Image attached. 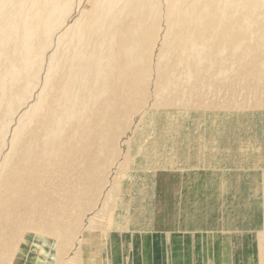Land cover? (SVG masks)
Masks as SVG:
<instances>
[{"label":"bare ground","instance_id":"bare-ground-1","mask_svg":"<svg viewBox=\"0 0 264 264\" xmlns=\"http://www.w3.org/2000/svg\"><path fill=\"white\" fill-rule=\"evenodd\" d=\"M176 1L142 0L140 6L138 0H0V264H177L169 253L191 225L172 215L173 196L166 202V195L178 193L187 213L199 211L205 185L185 175L202 166L192 155L196 148H209V142L186 132L183 124L191 116L184 110L154 106L150 93L160 84L159 58L149 55L145 34H134L136 52L125 47L130 18L147 7L151 19L158 10L167 14L158 35L171 52L174 40L165 38L173 34ZM240 1L211 5L227 20V7ZM133 2L134 13L124 15ZM262 4L252 0L248 7ZM117 36L123 47L115 51ZM178 42L184 43L189 87L195 93L218 88L227 74L223 58L209 60L212 68L220 66L211 77L199 70L208 58L195 57L194 40L187 35ZM131 67L137 70L133 76ZM195 113L196 127L208 125L207 135L217 132L203 113ZM78 142L91 147L84 152L89 163L83 170L78 157L66 163ZM230 147L243 151L246 142L240 138ZM161 151L168 156L162 159ZM251 158L241 152L235 162L244 167ZM156 163L169 172L156 176L169 194L146 204L150 192L138 193L136 186H157L146 174ZM177 169L184 174L177 176ZM165 211L167 221L161 222ZM226 214H220V224L232 225ZM174 227L182 229L177 237ZM154 229L169 231L164 235L170 240L167 249L151 254L148 235ZM231 234L237 235L233 229L218 230L214 240L206 239L205 245L221 247L210 254L215 264L232 263L233 245L226 242ZM201 257L212 264L204 255L196 259Z\"/></svg>","mask_w":264,"mask_h":264},{"label":"rangeland","instance_id":"rangeland-1","mask_svg":"<svg viewBox=\"0 0 264 264\" xmlns=\"http://www.w3.org/2000/svg\"><path fill=\"white\" fill-rule=\"evenodd\" d=\"M138 1L141 6L142 0ZM212 1L218 0L176 1V6L172 10L173 34L165 38L174 40L171 52H168V43L158 35L159 29L162 35V26L166 24L165 19L161 17L167 14L158 10L157 13H153L156 14L155 18L151 19L153 15L150 16L147 7L134 13L135 2L125 10L124 15L130 11L134 13L127 25L130 29L125 46L127 50L131 51L133 43L137 40L134 34L144 33L149 55L152 58H159L160 84L156 93H150L155 95L154 106L162 105L164 109L184 110L191 116L186 118L183 124L186 132L194 138L209 142V148H196L192 155L193 158L202 160V166L199 168L193 166L185 175L191 182L205 185L204 194L199 198L203 200V204L196 214L187 213L185 200H181L180 194L171 195L169 187L163 188L164 182H159L156 176L167 177L169 172L168 174L164 172L165 167L159 163L146 169L148 179H155L157 186L145 187V184L141 183L136 189L142 194L150 192L151 197L149 195L146 199V204L153 202L161 193L167 192L169 195H166V202L173 196L169 204L172 207V215L181 217V220H189L191 227L186 233L187 237L179 238L180 241L176 242L169 253L177 264H206L202 257L196 259L199 255H204L215 264L216 257L212 258L210 254L221 247H215L211 242L205 245L208 242L206 239L214 240L218 230L225 229H233L237 234L229 235L230 239L226 240L227 244L233 245L231 264H264V4L249 8L248 4L252 0H241L236 7H227V20H224L221 15L214 12ZM187 35L188 40H194L196 45L195 57L198 60L208 58L199 70L210 71L213 77L219 74L220 68V66L212 68L213 62L217 57L223 58L227 74L219 79L221 85L218 88H205L201 93H195V90L189 87L191 76L185 64L184 43L178 42L181 37ZM115 41L116 45H112V48L117 51L123 47V42L119 36ZM137 49L133 47L132 51L136 52ZM171 63H175L176 68L171 69ZM135 69L131 67L130 76L137 72ZM177 94L179 96H176ZM106 107L108 105H104V108ZM195 112L203 113L212 121V127L216 126L217 132L211 131L207 135L203 131L208 129V125L196 127ZM207 121L202 124H207ZM240 138L246 142L245 149L239 151L231 148L230 142L238 143ZM84 144L76 143L71 150L75 153L74 158L66 162L67 164L74 162L78 157L76 163L80 165L78 167L80 170L85 169L89 163L84 152L91 147L84 149ZM250 147H257V153L255 150L247 149ZM241 152H248L252 157L244 167L235 162V156ZM159 155L163 159L168 153L161 151ZM175 174L179 176L184 173L177 169ZM166 180L164 181L167 185H170L171 183L168 184ZM194 187L199 189L200 186ZM227 192L231 195L228 198L225 196ZM197 198L198 195L194 191L193 199ZM222 211L227 212L224 219L232 225L220 224ZM166 221L165 211L161 222ZM167 232L169 231L164 229H154L148 235L152 239L148 243V253L156 254L160 247L168 248L169 243L166 240L170 239H166L164 235ZM179 233H182V229L177 227L172 229L174 237ZM218 264H222L221 261Z\"/></svg>","mask_w":264,"mask_h":264}]
</instances>
